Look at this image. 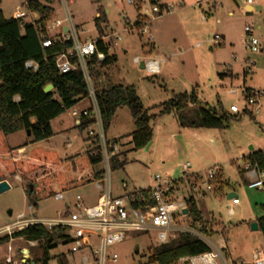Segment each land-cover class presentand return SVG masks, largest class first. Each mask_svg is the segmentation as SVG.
<instances>
[{
    "label": "rangeland",
    "instance_id": "1",
    "mask_svg": "<svg viewBox=\"0 0 264 264\" xmlns=\"http://www.w3.org/2000/svg\"><path fill=\"white\" fill-rule=\"evenodd\" d=\"M24 1L2 0L1 10L6 17H11L13 11L23 5ZM136 1L142 6L140 10L129 3V0H73L71 4L72 15L83 38L94 39L104 33L113 40L114 31L120 36L118 44L111 51L117 60L99 69L104 77L102 87L135 86L145 108L149 109V114H157L158 108L154 106L162 104L174 93L195 89L200 103L191 105L192 112L199 107L222 108L230 121L224 128H184L175 112L157 114L151 121L153 139L149 148L146 146L135 149L129 143V134L136 128L132 114L127 106L119 108L106 131L108 139L120 140V150L123 153L120 158L125 160V165L113 171L114 194L119 195L123 181L127 182L130 191L154 186L158 175L162 178L180 179L186 171L183 168L186 163L190 164L187 169L189 174L205 176L214 170L217 173L216 180L220 178V183L216 185L221 191L216 189L211 196L201 199L206 212L203 213L207 222L205 234L213 245L223 249L230 264L241 261L251 264L255 252L264 255L262 232L251 227L264 214V192L249 188L245 174L241 171L246 166V157L251 152V147L254 151L264 150V73L261 60L264 52L256 54L246 50L244 27L251 25L254 29L258 26L264 28V0H256L254 5L257 11L252 15L248 14L247 20L236 7H229L233 0H219L223 7L219 8L218 13L214 12L213 16L205 17L206 19H203V10L207 12L208 6L203 3L199 7L197 3L201 0H159L158 3L167 4L170 11H165L158 17L152 12L154 5L150 0ZM53 4L60 12L59 1L54 0ZM231 9L234 14L229 16L228 11ZM146 13L152 18V23L149 33L142 35L140 28L133 23L139 14ZM100 15L106 21L101 22L99 27L97 18ZM217 19L220 20L219 23ZM227 27L230 29L229 34ZM263 32L264 30L258 34L262 35ZM216 35L220 39H215ZM154 42L156 48L151 55L149 51ZM137 56L142 60L148 56L164 60L161 72L157 75L148 74L134 62ZM246 58L252 63V69L246 77L247 86H262L263 96L258 112L255 111L256 106L247 104L243 93L246 87ZM227 64L229 66L224 68ZM229 70L234 73L232 77ZM233 90L238 93H232ZM235 103L239 106V113L230 110ZM245 106H248L249 111H244ZM51 124L55 134L48 140H43L42 146L57 150L62 158L86 150L83 145L87 134L75 127L70 110L53 119ZM7 140L10 146L21 147L30 142V137L25 131H19L9 135ZM68 141L72 142L71 147L66 146ZM25 149L22 153L18 151V154L29 152L32 145L28 144ZM91 172L92 169L76 171L74 176L79 178ZM6 180L10 188L0 193V231L20 215L38 219L57 217L60 212L65 211L66 201L73 203L78 194L83 196L88 205L94 204L99 196L95 183L92 182L67 192L66 201L52 197L33 205L19 175ZM232 192L240 199L235 206H231L232 200L228 198V194ZM190 218L191 216L188 217L189 223L194 224ZM4 235L5 232H0V236ZM156 244L157 237L154 233L129 232L126 239L114 249L120 255L119 264H139L148 261L152 255V247ZM37 246V243L33 245L23 238H12L0 244V263L32 264L39 252ZM51 253H65L70 264H83L82 258L86 252L71 253L69 244L60 243ZM8 258H11L10 262ZM51 264H57V261L53 260Z\"/></svg>",
    "mask_w": 264,
    "mask_h": 264
},
{
    "label": "trees",
    "instance_id": "2",
    "mask_svg": "<svg viewBox=\"0 0 264 264\" xmlns=\"http://www.w3.org/2000/svg\"><path fill=\"white\" fill-rule=\"evenodd\" d=\"M151 4L158 3L150 0ZM53 0H30V9L38 11L44 17L39 24L26 20H16L6 17L1 10L0 0V182L9 177L19 175L29 200L33 205L40 201L55 197L59 192H69L72 189L88 185L101 177V157L95 141H91L89 149L70 157L62 158L57 150L48 149L41 145L54 135L52 120L64 111L75 106L79 100L87 96V89L80 72L60 74L55 65V53L60 46L44 49L39 39L38 26L45 25V20L54 14L51 6ZM140 10L141 5L137 7ZM142 16H137L135 26L140 27ZM106 21L103 15L97 18V25ZM100 49L107 51L103 40L99 41ZM33 60L39 64L36 71L27 68L25 63ZM117 60L115 55L102 63L105 67ZM99 75L101 72H95ZM52 84L53 89L45 92L44 88ZM253 93L252 89L246 88ZM98 99L102 109L106 129L110 126L117 110L127 106L135 121L136 128L130 136V143L135 149L146 147L153 139L152 119L157 114L175 112L180 125L184 128H224L230 117L222 108L199 107L191 111V105H198L195 90L174 93L171 98L160 105L157 114H149L137 88L132 85H107L98 89ZM83 130L82 126H77ZM30 132V142L21 147L8 144V136L19 132ZM117 141V140H116ZM118 142V141H117ZM32 145L29 152L19 155L20 148ZM120 155L114 158V168L125 165ZM246 163L258 164L264 168L263 150L253 151L246 157ZM93 171L79 178L74 172ZM241 172H244L242 170ZM221 175V174H220ZM219 175V176H220ZM219 178V177H218ZM220 179V178H219ZM219 179L216 181L220 183ZM221 191V188L217 189ZM147 194V192H144ZM189 214L195 225L207 233L206 214L202 200H188ZM204 213V214H203ZM259 230L264 238V214L257 219ZM11 238H23L28 242H36L39 252L36 253L35 264H70L65 253L53 255L51 250L60 243H68L65 230L61 227L48 229L43 224H30L25 229L12 235L0 236V244ZM210 246L190 235L181 234L178 238L152 247V255L148 262L156 261L161 264H173L182 256L193 255L208 251ZM1 264V263H0Z\"/></svg>",
    "mask_w": 264,
    "mask_h": 264
},
{
    "label": "built area",
    "instance_id": "3",
    "mask_svg": "<svg viewBox=\"0 0 264 264\" xmlns=\"http://www.w3.org/2000/svg\"><path fill=\"white\" fill-rule=\"evenodd\" d=\"M54 1V0H53ZM60 12L52 3L54 14L45 20V25L38 26L39 39L42 48L51 49L60 46L55 53V65L60 74L80 72L83 76L87 96H78L79 102L70 108V112L77 122L82 126L87 138L95 141L101 157V177L94 181L98 191V200L91 205L84 202L83 196L78 194L73 203L66 201L67 192H59L55 199L66 201L65 211L60 212L57 217L50 219L27 218L23 215L7 225L2 230L5 234L12 235L25 229L30 224H43L48 229L61 227L65 230L71 253L86 252L83 255V264H119L120 255L114 247L123 242L129 232L150 234L157 237V245L168 243L181 234L190 235L196 239L206 242L210 249L203 253L186 255L178 258L173 264H230L223 249L213 245L200 225L189 223L188 200L196 201L211 196L216 189L217 173L211 170L207 175L189 174L187 169L190 164L186 163L184 176L173 180L169 177L156 176V184L148 188H134L128 191L127 182L123 183V194L115 195L113 187L114 158L121 153L120 144L116 140L107 138V129L104 123L102 109L98 99V89L104 83L102 73L96 75L103 62L112 56L111 51L118 44L120 36L114 31L113 40L108 34L97 38H83L80 27L75 23L71 12L73 0H58ZM207 0H201L204 2ZM256 0H247L248 4ZM136 7V0H129ZM30 0H25L23 5L18 6L12 13L11 18L26 20L33 24H39L44 17L38 11L30 9ZM142 7V6H141ZM141 9V8H140ZM165 11H170L167 4H154L152 12L155 17L161 16ZM142 16L140 32L142 35L149 33L152 18L148 13ZM205 19V15H203ZM245 48L252 53L264 52V32L258 34L251 25L244 27ZM215 39H220L219 35ZM103 40L107 45V51L100 49L99 41ZM215 42V40L213 41ZM136 64H144L145 71L150 75H157L161 70V61L153 58L142 60L137 56L134 58ZM251 62L249 58L245 61V73H250ZM27 68L39 69V64L33 60L25 63ZM248 105L256 106L258 112L259 101L263 96L261 90L253 93L243 89ZM234 92V90L232 91ZM84 102L86 103L84 105ZM248 110V106L245 107ZM230 110L239 113L237 103L232 104ZM70 145V144H69ZM264 153V150H263ZM244 174L249 188H256L264 192V168L258 164L246 163ZM144 192H147L145 194ZM231 206L239 204L238 195L230 198ZM233 212V209H231ZM189 220H192L191 218ZM0 231V232H2ZM34 245L36 242H30ZM11 250V247H10ZM11 261V258H8ZM24 261V260H22ZM146 264H161L156 261ZM234 264V263H232ZM235 264H248L245 261ZM251 264H264V255L254 253Z\"/></svg>",
    "mask_w": 264,
    "mask_h": 264
},
{
    "label": "crops",
    "instance_id": "4",
    "mask_svg": "<svg viewBox=\"0 0 264 264\" xmlns=\"http://www.w3.org/2000/svg\"><path fill=\"white\" fill-rule=\"evenodd\" d=\"M158 2H159V0H157ZM200 2V1H199ZM198 2V3H199ZM256 2V1H255ZM197 3V4H198ZM203 3H206V5L208 6V11L206 12V11H204L203 10V12H204V14H206L205 15V17H207V16H213L214 15V12H215V14L216 13H218V11H219V8L220 7H223V5L220 3V1L219 0H207V1H204V2H201V4L199 5V7H202V4ZM233 4V5H232ZM231 5H229V7H236V9L239 11V12H241L242 13V15H243V17L247 20V18L249 17L248 16V14H254L257 10H256V7H255V3H253V4H248L247 3V1L246 0H242V2L240 1V3H239V1H237V0H233V3H232ZM138 10V9H137ZM203 14V15H204ZM234 14V10L233 9H231V10H229L228 11V15L229 16H232ZM206 19V18H205ZM136 21H137V19H136ZM136 21H134V23H133V25H135L136 24ZM217 22L219 23L220 22V20L219 19H217ZM249 24V23H248ZM230 29L227 27V31H228V34L230 33V31H229ZM264 30V28H262V26H258V27H256L255 28V31H257L258 33H262V31ZM102 35H105L104 33H101L98 37H100V36H102ZM223 38H224V40H225V37L224 36H222ZM154 46H153V48L152 49H150V53H151V55L153 54V52H154V50H155V48H156V44H155V42H154V44H153ZM220 45V44H219ZM244 45H245V42H244ZM232 46H235V45H232ZM149 54V53H148ZM147 58H152V57H150V56H148ZM147 58H145V59H147ZM153 59H157V60H159V61H161V65L163 66V62H165L164 60H160L159 58H153ZM248 58H246L245 59V61L247 60ZM261 60L263 61V68H262V70H263V73H264V57H262L261 58ZM141 64H143V63H141ZM141 64H139L140 66H141ZM162 66H161V69H162ZM229 66V64H227V65H225V66H223L224 68H227ZM231 67V66H230ZM232 69V68H231ZM251 69H252V67H251ZM160 72H161V70H160ZM229 75L232 77L233 75H234V73H232V71L231 70H229ZM249 74V73H248ZM248 74L247 73H245V69H244V76H245V81H244V85L246 86L245 88H248V89H252L253 91H255V90H261L262 89V86H264V85H262V86H259V85H255V84H252V86H247V83H246V77L248 76ZM193 90H195V89H193ZM188 92V91H187ZM195 92H196V90H195ZM232 93H234V94H237L238 92L237 91H234V92H232ZM243 93H244V91H243ZM196 94H197V92H196ZM198 96V95H197ZM261 100V99H260ZM260 102V101H259ZM200 103V99H199V96H198V104ZM86 103L84 102V105H85ZM246 107V106H245ZM244 111H249V109L248 110H246V108H245V110ZM72 118H73V116H72ZM134 120V119H133ZM73 123H74V125H75V127H76V121H75V119L73 118ZM134 123H135V121H134ZM78 128V127H77ZM81 130V129H80ZM54 131V130H53ZM83 131V130H82ZM55 134V133H54ZM28 136H29V134H27ZM48 140V139H47ZM114 140H117L118 141V143L120 144V146H122V144H121V142H120V140L119 139H114ZM28 141H30V140H28ZM130 143V142H129ZM70 144V145H69ZM131 144V143H130ZM66 146H68V147H71L72 146V142L71 141H68V142H66ZM90 146H91V141L89 140V139H87L86 138V141H85V143H84V145H83V148H85L86 147V150L87 149H89L90 148ZM26 147H23V148H21V149H19V152L20 153H22L23 151H25L26 149H25ZM254 150H251V152H253ZM250 152V153H251ZM249 153V154H250ZM123 153L121 152V155H122ZM121 155H120V157H121ZM118 167H116L115 169H117ZM93 171V170H92ZM19 179V178H18ZM123 183H124V181L122 182V184H121V190L120 191H118L119 193L118 194H121V193H123L124 192V190H123ZM232 193H234V192H232ZM230 194V193H229ZM228 194V195H229ZM234 194H236V193H234ZM11 240H12V238H11ZM234 263V262H233ZM235 263H237V262H235Z\"/></svg>",
    "mask_w": 264,
    "mask_h": 264
},
{
    "label": "water",
    "instance_id": "5",
    "mask_svg": "<svg viewBox=\"0 0 264 264\" xmlns=\"http://www.w3.org/2000/svg\"><path fill=\"white\" fill-rule=\"evenodd\" d=\"M140 68L143 69V68H144V64H141ZM52 89H53V85H52V84H48V85L44 88V91H45V92H50ZM28 134H30V132H28ZM150 144H151V142L147 145V149L149 148ZM251 150H253L252 147H251ZM9 188H10V184H9V182H8L7 180H4V181H1V182H0V193H2V192H4V191L8 190ZM235 195H237V194L230 193V194L228 195V198L230 199V198H232V197L235 196ZM188 212H189V208H186V209L184 210V213H188ZM251 227H252L253 230H258V229H259L258 222H257V221L253 222V223L251 224ZM137 251H138V248H136V252H137ZM32 264H35V262H32Z\"/></svg>",
    "mask_w": 264,
    "mask_h": 264
}]
</instances>
